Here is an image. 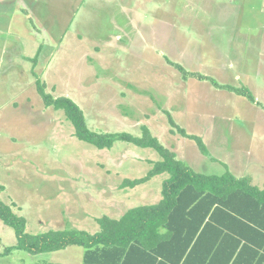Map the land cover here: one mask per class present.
Here are the masks:
<instances>
[{
	"label": "rangeland",
	"instance_id": "374dc122",
	"mask_svg": "<svg viewBox=\"0 0 264 264\" xmlns=\"http://www.w3.org/2000/svg\"><path fill=\"white\" fill-rule=\"evenodd\" d=\"M37 79L76 102L93 131L141 136L145 126L197 172L264 185V0H0V198L28 233H95L97 217L157 203L166 174L120 187L158 154L77 139L63 112L44 105ZM15 243L0 220V253ZM82 254L13 250L0 264H82Z\"/></svg>",
	"mask_w": 264,
	"mask_h": 264
},
{
	"label": "trees",
	"instance_id": "16d2710c",
	"mask_svg": "<svg viewBox=\"0 0 264 264\" xmlns=\"http://www.w3.org/2000/svg\"><path fill=\"white\" fill-rule=\"evenodd\" d=\"M178 69L188 77L207 78L184 72L181 66ZM37 80L44 105L63 112L77 139L97 149H111L116 142H124L158 154L159 159L152 161L144 176L125 179L120 187L134 188L161 174L166 177L157 203L132 207L118 217H97L99 229L95 233L75 228L28 233L25 218L0 198V220L16 235V243L0 254L13 250L37 254L79 246L83 249L82 264H264L263 184L254 183L249 176L237 177L229 170L221 174L197 172L145 126L141 136L93 131L76 102L66 96L53 97ZM229 89L254 100L248 91ZM178 131L194 140L203 155L208 154L201 137L189 135L184 128ZM2 190L0 184V193Z\"/></svg>",
	"mask_w": 264,
	"mask_h": 264
},
{
	"label": "crops",
	"instance_id": "0c3cea01",
	"mask_svg": "<svg viewBox=\"0 0 264 264\" xmlns=\"http://www.w3.org/2000/svg\"><path fill=\"white\" fill-rule=\"evenodd\" d=\"M27 16H28V15H25V16H24L25 19L27 18ZM11 20H12V15L9 16L7 24H8V26H11V25H12V27H13V23H12V21H14V20H12V21H11Z\"/></svg>",
	"mask_w": 264,
	"mask_h": 264
}]
</instances>
